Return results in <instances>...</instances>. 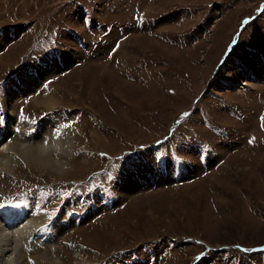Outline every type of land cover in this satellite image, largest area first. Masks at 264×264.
Returning <instances> with one entry per match:
<instances>
[{"label":"rangeland","instance_id":"rangeland-1","mask_svg":"<svg viewBox=\"0 0 264 264\" xmlns=\"http://www.w3.org/2000/svg\"><path fill=\"white\" fill-rule=\"evenodd\" d=\"M263 65L264 0H0V136L6 106L71 145L0 169V213L57 226L27 260L264 264Z\"/></svg>","mask_w":264,"mask_h":264},{"label":"bare ground","instance_id":"bare-ground-1","mask_svg":"<svg viewBox=\"0 0 264 264\" xmlns=\"http://www.w3.org/2000/svg\"><path fill=\"white\" fill-rule=\"evenodd\" d=\"M70 56H72V54H67L64 64L69 59H71ZM56 66L58 67L60 65H56ZM256 74L257 77H264V65L261 69L258 70V73ZM33 79L36 80L35 77ZM31 84H33V82H26L23 87L21 86L20 91H23L24 88L30 86ZM10 93L11 96H9V94L6 96L7 102L14 101L15 99V98L12 99V97H14V94L16 92H10ZM48 99L46 101H48ZM41 100H43V98ZM48 102L47 103L49 105L48 106L49 108L47 110L56 108V106L53 103V99H49ZM2 108L5 113L3 117L4 130L3 132H1L2 135L0 136V139L2 138L3 135H7V133H9L8 135H13L16 133L15 139L17 140L11 139L10 141L11 143L7 142L5 145H3L4 147L1 148L0 169L7 170L9 169V165L11 164V162L22 160L27 162L29 165H31V163L34 164L37 163L38 165L40 164L46 169L54 170L61 174L64 173L63 165L67 164V162L61 160L65 156L69 157L70 146H71L70 142H68L70 141V139L65 140L62 137L64 131L67 128L62 125L59 126V124L56 125L54 122L48 120L51 118H47V119L45 118L46 120H43L41 122H33L31 121V119L26 118V116L24 115L16 116V118L13 119V117L9 116L10 113L8 112L7 107L3 106ZM37 134L39 135V137H37ZM56 134H58V136L57 138H54ZM38 138L41 139V141L38 140L40 142L39 144H36L35 141L32 142L34 139H38ZM22 140H28V141L23 142ZM50 143H51L50 146H46L49 145ZM54 155L55 157L57 155L58 160L54 158ZM72 168L71 170L68 169L66 173L73 171ZM135 175L137 177L142 175L145 176L146 179H148V176L141 173ZM136 176H134L133 178L130 177L131 179H133V181L129 179V182H127L128 184H125L126 181L123 183L124 189H126V191L133 190V188L136 187V185L138 184L137 181L139 179V178L138 179L135 178ZM7 212H9L7 215L4 213H0V264L47 263L46 261H44V259H42L46 257H40V256L32 260H27V257L24 255V252L22 251V246H24V244L27 243L30 240V238L36 237L32 235L33 233H35L36 235L41 234L40 236L41 238L42 237L46 238V236L53 238L55 234H57L56 231L57 226L53 224H48L47 222L39 225L38 213H42V212L33 213L24 208H22L21 210L18 208L8 209L6 213ZM28 218H30L33 223H29L26 225L24 223ZM6 225H8V227L10 226L13 227L15 225L13 227L14 229L11 236L9 235L8 232H5L3 229V227L6 228ZM30 225H34V227L32 228L33 231L32 229L29 228ZM59 226L63 229L61 225ZM11 250H12V255L9 256V260H8L9 262L3 263L2 260L3 256L6 255L7 252Z\"/></svg>","mask_w":264,"mask_h":264}]
</instances>
